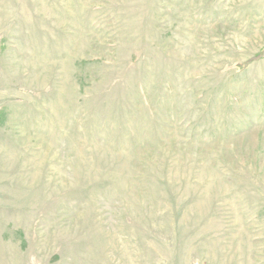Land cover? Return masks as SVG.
Wrapping results in <instances>:
<instances>
[{
  "label": "rangeland",
  "instance_id": "obj_1",
  "mask_svg": "<svg viewBox=\"0 0 264 264\" xmlns=\"http://www.w3.org/2000/svg\"><path fill=\"white\" fill-rule=\"evenodd\" d=\"M0 264H264V0H0Z\"/></svg>",
  "mask_w": 264,
  "mask_h": 264
}]
</instances>
